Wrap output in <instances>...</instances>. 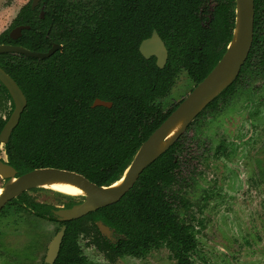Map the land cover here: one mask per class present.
<instances>
[{"label":"trees","instance_id":"16d2710c","mask_svg":"<svg viewBox=\"0 0 264 264\" xmlns=\"http://www.w3.org/2000/svg\"><path fill=\"white\" fill-rule=\"evenodd\" d=\"M235 20L236 0H40L34 8L30 0L0 33V43L42 52L55 43L63 48L45 58L0 53V66L27 98L18 125L4 144L9 162L19 174L55 167L81 173L98 185L120 179L143 141L178 106L165 109L159 101L169 93L177 74L186 70L197 85L226 51ZM18 25L30 28L13 38L10 31ZM153 29L169 51L163 68L155 56L146 58L139 50ZM263 57L264 0H255L254 41L247 61L238 78L188 129L207 111L215 110L220 100L231 98L244 73L263 76ZM96 98L113 104L92 106ZM13 107L8 89L0 82V132ZM187 141L183 133L118 202L87 215L93 222L103 219L124 234L118 243L109 244L95 223L92 226L96 243L108 249L112 259L144 254L167 243L184 264L185 250L194 248V237L180 223L175 204L185 205L180 172ZM28 204L38 210L44 206L52 216L56 208ZM83 218L63 222L67 230L54 264H78L76 236L89 231L87 225L80 227Z\"/></svg>","mask_w":264,"mask_h":264},{"label":"rangeland","instance_id":"374dc122","mask_svg":"<svg viewBox=\"0 0 264 264\" xmlns=\"http://www.w3.org/2000/svg\"><path fill=\"white\" fill-rule=\"evenodd\" d=\"M29 1L0 0V33L10 26L21 7ZM192 85L188 74L181 72L171 93L163 100L164 105L169 107L178 102L190 92ZM194 132L200 135L203 143L210 142L215 147L224 140L233 150L227 159H208L198 164L203 174L188 191L193 222L196 224L199 218L205 220L198 233L200 246L196 264H264V86L258 85L256 92L242 93L218 118L206 121ZM2 182L0 177V184ZM247 184L252 185V190L247 189ZM215 185L223 194H214L200 211L203 189ZM36 191L40 194L29 196L59 206L70 196L47 186H40ZM1 215L0 239L4 246L0 242V264H40L59 224L42 220L46 224V235L34 230L35 227L15 232L13 230L19 225L6 220L11 216ZM31 216L34 226L39 221ZM86 242L80 238L88 264H176L166 248L152 251L143 258L128 256L111 263ZM5 250L16 255L7 254Z\"/></svg>","mask_w":264,"mask_h":264},{"label":"water","instance_id":"95a60500","mask_svg":"<svg viewBox=\"0 0 264 264\" xmlns=\"http://www.w3.org/2000/svg\"><path fill=\"white\" fill-rule=\"evenodd\" d=\"M39 0H32V7L38 5ZM44 15V12H41ZM255 3L254 0H236V20L232 38L222 57L211 71L188 93L167 118L143 141L130 165L122 177L109 185H98L85 175L76 171L55 167H40L16 176L17 170L7 161L0 158V176L7 179L0 194V209L3 205L19 193L36 186H44L50 180H64L74 183L86 191L84 199L71 207L56 210L59 220H70L81 217L90 211L119 201L132 188L142 171L165 152L186 131L194 118L238 76L252 47L254 36ZM30 25H18L10 32L11 37L21 36L22 30ZM62 44L55 43L49 50L35 51L22 45L0 43L1 52L22 53L27 56L45 58L61 49ZM140 51L146 57H157V65L163 68L168 59L165 42L157 30L142 41ZM0 82L8 89L14 102V109L0 132V143H7L13 130L18 125L21 115L27 105V98L17 81L0 66ZM110 100L96 98L92 106H108ZM181 123L174 135L168 138L170 131ZM118 181L120 184L115 185ZM101 229L108 233L109 227L102 221ZM65 226L54 237L49 245L46 261L51 263L57 256Z\"/></svg>","mask_w":264,"mask_h":264},{"label":"flooded vegetation","instance_id":"af4514ba","mask_svg":"<svg viewBox=\"0 0 264 264\" xmlns=\"http://www.w3.org/2000/svg\"><path fill=\"white\" fill-rule=\"evenodd\" d=\"M83 1L84 2H87V1L94 2L95 0H83ZM254 3H255V0H254ZM211 9H212V6H211ZM42 11L44 12V10H42ZM254 28H255V19H254ZM154 30H156V29H153V31ZM142 41H141V43H142ZM253 41H254V36H253ZM58 44H61V43H58ZM165 45H166V43H165ZM252 46H253V42H252ZM62 48H63V44H62ZM61 49H58V50H61ZM251 49H252V47H251ZM251 49H250V52H251ZM139 50H140V45H139ZM167 50H168V48H167ZM250 52H249V54H250ZM153 56H155V55H151V57H153ZM168 56H169V51H168ZM151 57H149V58H151ZM247 59H248V57H247ZM247 59H246V61H247ZM254 59L256 60L257 57L254 58ZM156 61H157V57H156ZM167 61H168V59H167ZM245 62H244V64H245ZM244 64L242 65V67H241V69L239 71V74H240ZM183 71H185L187 73L186 70H181L177 74V76L175 77L174 84L172 85L171 89L169 90V93L166 96L161 97L160 100H159L162 103V105L165 107V109L173 106L176 103H180L188 95L187 94L186 96H183L178 102L173 103L169 107L165 106L164 103H163L164 102L163 100L166 99L169 96V94L171 93L172 88L174 87V85L176 83L177 77ZM239 74H238V76H239ZM238 76L236 77V79L238 78ZM190 79L192 80L191 77H190ZM192 82H193V85L191 86L190 91L196 86L194 84L193 80H192ZM257 84L259 86H261V85L264 86V75L257 77V76H255V72L244 73L241 76V78L237 81V84L235 86V92H234V94H233V96L231 98H228L227 100H220L218 102V105H217L215 110L211 109V110L207 111V113L204 114L199 120H197V122L193 123V125L189 129L187 127L186 131L184 132V133H186V138L188 139V141H187L188 143L186 144L187 151L185 152V155H186L185 156V162L182 164L181 172H180V179H182V182H183L182 183L183 187H182V190H181L180 194L183 195L185 205L183 206L181 203L175 204V211L177 212V214L179 216L180 223H182V225L186 226L187 229L189 230V232L194 237L193 238L194 239V248L193 249L192 248L188 249L187 251L185 250V255H184L185 262H184V264H196L197 257L199 256V246H200L198 233L201 231L200 228H202V226L205 225V220H203V218H199L196 224L193 222L195 218H194V215H193V213L191 211L192 201L188 198V191L192 188V186L196 182H198L200 180V176H202V174H203L202 173L203 170H199L198 169V164H200L201 162H204L205 160H208V159H222V158H226L227 159V158L231 157L232 154H233V150L231 149V147H229L227 145L226 142H224V140H221L217 146L212 147V144L210 142L203 143L200 135L197 132H194V130L197 129L198 127L202 126L206 121H208V120L210 121V120H213L215 118H218L224 112L226 107L229 106L230 104H232L236 99H238L242 93H244V92H256V90L258 89V85ZM13 109H14V107H13ZM2 116H3V118H6L5 114H3ZM195 118H194V120H195ZM200 145L202 146V148L200 147ZM0 147H1V150H2V152L0 154V158L5 160V161H7L9 164H11L9 162L8 156H7V154H6L5 150H4V144L0 143ZM3 154L6 155V157ZM19 175H21V174H19L18 171H17L16 176H19ZM1 179L3 180V182L1 183V186H3L6 183L7 179H5L3 177H1ZM133 186H132V188H133ZM38 187H40V186H36V187H32L30 189H27V190L19 193V195L17 197H14L11 200L7 201L3 205V207L0 209V217L2 216L1 214H3V216H5V215H8L9 217L11 216L10 218H7L6 220L11 221L10 223H13L16 226L19 225L18 226L19 228L17 230H13L15 232L25 231L26 227H35L34 230L43 231L44 235H46V233H47L46 232V224L42 223L41 221L43 220V222H45V220H49V221L57 222L59 224V228L56 231V233L53 236V238L50 240V243L52 242L54 237L57 235V233L60 232L62 227L65 226L64 234H63V237H62V240H61V244H60L57 256L54 258V260L51 263L46 261L47 253H48V249H49V245H50V243H49L48 247H47V250H46L45 258L40 264H54L55 261L58 259L59 254H60V250H61V246H62V242H63V238H64L66 230H67V225L64 224L63 222L70 221V220H77V219H80V218H83V217H84L83 218L84 222H83V224L80 225V227L84 228L87 225V226H89V229H88L89 231L88 232L79 231V233H77L76 241H77V244L79 246L80 256H81V259L79 260V262H77L78 264H88L89 263V260H88V258L86 256L85 252H84L83 246L80 243V238L81 237H83L87 241L86 242L87 245H91V246L95 247L98 251H100L102 254H104L105 258L111 263L116 262L120 258H125V257H128V256L135 257V258H143V257H146L147 255H149L152 251H155V250H158V249H161V248H166V249L169 250L170 256L176 261V264H181L180 260L175 256L174 251L169 247V245L167 243H162L161 245H159L157 247H153V248L149 249V251H147L144 254H140V255L124 254V255H118L114 259H112L107 254L109 252V250L100 248L98 246V244L96 243V238L94 236V235H96V231H95L94 227H92V226L95 223V225L97 226L98 231H99L102 239L105 240L109 244L118 243L119 240L124 237V234L122 232H120L119 230H117V228H115L111 224L105 222L103 219H96L95 222H93L91 218H86L87 215H89V214L101 209L102 207L98 208L97 210L90 211L89 213H87V214H85V215H83L81 217H78V218H74V219H70V220H59L57 218V214L55 213L56 210H59L60 208L71 207L72 205L81 202L84 199V197L82 195H80L78 197H75V196H72V195L68 196L69 200H67L65 203H63V205H60V206L56 205V204H53V203L39 202V201L36 200V198H34V197L32 198L31 196H29L30 194H40V193H38L36 191V189ZM242 187H245V185L242 184ZM246 187H247V189L251 188V190H252V185L247 184ZM132 188H130V190ZM176 188H178V185L176 186ZM128 192H126V194ZM202 193H203V197L201 198L200 203H199L200 211H202V209H204L207 201H209V199L212 198L214 194H223L222 190H220L217 185L203 189ZM67 195H69V194H67ZM31 201H33L35 203H38V204H41V205L42 204H44V205L45 204L46 205L47 204L54 205L56 208L52 209L53 216L46 212V208L44 206L43 207L42 206L39 207L40 210L30 207L28 202H31ZM109 205H111V204H109ZM31 215H33L34 218L39 221L38 223H35L33 221L35 223L34 226L31 224V222H32V216ZM100 221H102L105 225H107L110 228L108 233L101 229V227L99 226V222ZM0 242L2 243V238L0 239ZM2 245L4 246V243H2ZM36 245H37V243H36ZM5 251H6L7 254L16 255L12 251H8V250H5ZM20 256H22V255H20Z\"/></svg>","mask_w":264,"mask_h":264},{"label":"bare ground","instance_id":"6f19581e","mask_svg":"<svg viewBox=\"0 0 264 264\" xmlns=\"http://www.w3.org/2000/svg\"><path fill=\"white\" fill-rule=\"evenodd\" d=\"M180 126H181V123L177 124L170 131L167 139H170L174 135V133L180 128ZM120 182L121 181H118L115 185L120 184ZM44 186L50 187L54 190H57V191H60V192L66 193V194H69L70 196L71 195L86 194V191L83 188H81L80 186H78L74 183L68 182V181H64V180H50V181H47L46 183H44ZM2 191H3V188L0 184V194Z\"/></svg>","mask_w":264,"mask_h":264}]
</instances>
